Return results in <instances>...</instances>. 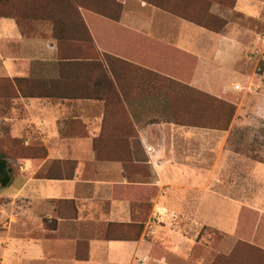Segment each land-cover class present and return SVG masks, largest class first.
Returning <instances> with one entry per match:
<instances>
[{
  "label": "crops",
  "instance_id": "obj_1",
  "mask_svg": "<svg viewBox=\"0 0 264 264\" xmlns=\"http://www.w3.org/2000/svg\"><path fill=\"white\" fill-rule=\"evenodd\" d=\"M210 13L227 21L221 32L143 0H123L117 23L83 13L95 46L86 44L87 51L102 64L83 69L66 59L80 44L60 47L52 23L0 17V78L53 81L61 94H95L103 76L114 75L137 132L130 139L133 162L148 171L145 176L130 170L128 178L121 162L97 159L93 141L102 130L104 101L64 95L13 100L35 135L23 144L41 143L47 157L35 161L32 172L27 168L31 176L22 175L18 188L35 202L25 211L27 221L35 220V237L9 241L1 264H212L229 256L238 241L235 217L216 220L227 233L204 255L197 252L200 222L187 215H235L242 209L259 214L251 244L264 250V0H237L232 9L215 3ZM155 73L235 105L229 128L156 121L166 99L155 94L165 84ZM115 143L104 141L102 148L122 145ZM54 161L76 162L73 178H45ZM147 199L150 216L142 222ZM58 201H73L76 218H57Z\"/></svg>",
  "mask_w": 264,
  "mask_h": 264
},
{
  "label": "trees",
  "instance_id": "obj_2",
  "mask_svg": "<svg viewBox=\"0 0 264 264\" xmlns=\"http://www.w3.org/2000/svg\"><path fill=\"white\" fill-rule=\"evenodd\" d=\"M143 1L206 30L219 33L225 28L227 21L211 14V6L216 3L222 8L232 9L237 0ZM122 8L123 0H0V17L19 21L32 20L52 23L57 32L55 36L60 47L64 43H68V41L80 44V47L77 49L78 53L66 59L75 60L73 64L78 67L77 69H83L85 64L99 65L100 67L102 64L98 59V54L95 56L87 51L86 44H88L89 48L93 49H95V46L82 19V14L99 15L111 23H117L119 22ZM104 59L110 67V57L104 55ZM154 76H156L157 81H164L166 84L162 86L161 83H158L160 88L166 89V94L173 110L172 119L175 124L218 130H227L229 128L235 114V105L219 100L206 93L196 91L189 86L158 73H155ZM103 78L105 81H102L101 86L98 84V87H95V94L86 93L83 90L74 94H61L56 91L53 81L34 78L11 81L10 79L0 78V101H13L18 98H54L62 97L61 95L68 98H95L104 101L105 112L102 130L99 137L93 141V149L96 152L97 159L100 161L121 162L124 174L128 178L132 173H130V170L148 176L145 166L134 164L133 162L130 139L137 138V132L119 96L117 85L114 83L115 77L113 75L110 78L106 74ZM157 92L161 91H156V94ZM184 95H186L185 98L187 97L191 100L186 105L192 108L191 112H202L201 115H196V121H193L192 118L184 119L178 115L176 105L179 103V100L182 101L181 98ZM193 97L197 98L198 101L195 102ZM193 102L201 107H194ZM116 126L122 127L123 130H115ZM109 140L113 141L114 145L116 144L115 141H117V143H121L123 146L120 145L119 148H102V143ZM13 141L15 140L9 138L0 139V191L10 188L17 177V170L11 161H42L47 157V151L41 143H33L29 146L20 144L18 148L12 149L13 147H9L13 144ZM75 169L76 162L54 161L49 166L45 178L71 180ZM55 210L57 218L74 219L77 216V209L73 201H58ZM62 210H68L69 213L67 215L62 214ZM243 214L254 215V218L258 219L257 213L242 209L237 222L238 226L235 230V236L239 239L238 242L229 256H217L212 264H264V250L251 244L255 221L253 219L249 221L251 225L249 230L240 231L238 228L243 219ZM142 227V223L137 226L139 229L138 236L141 233Z\"/></svg>",
  "mask_w": 264,
  "mask_h": 264
},
{
  "label": "rangeland",
  "instance_id": "obj_3",
  "mask_svg": "<svg viewBox=\"0 0 264 264\" xmlns=\"http://www.w3.org/2000/svg\"><path fill=\"white\" fill-rule=\"evenodd\" d=\"M236 22L238 24L248 25V23H244L242 21L237 20ZM249 24L252 26V28H254L253 23H249ZM258 25L259 24L257 23L256 26ZM258 66L262 70L263 66L262 65H258ZM157 91H161V92H157V94L155 93L157 96L165 97L166 106L162 107L160 105V108L163 110L162 111L163 117H159L158 119H156V121H161V120L173 121L172 119L173 110L171 108L168 96L166 94V89L159 88L157 89ZM185 96L186 95H184L181 98L182 101L179 100V103L176 105L178 115L184 119L192 118L193 121H196L197 118L196 115L199 116L201 115L202 112H198V111L195 113L191 112L192 108L186 106L191 100L190 98L187 97L185 98ZM251 96L252 94H248L247 99H250ZM193 98L195 102L198 101L197 98L195 97ZM180 104L181 106H179ZM193 106L199 108L201 107L194 102H193ZM20 109L21 107L19 105V102L17 101H13V102L0 101V139L9 138L15 140L13 141V144H11L9 147V148L13 147L12 149L18 148V146L20 144H23V142L27 138H31V139L35 138L33 130L31 129V127H28L29 124H27V122L22 123V120L26 121L27 118L25 117V115H23ZM189 115L191 116L189 117ZM7 117H10L12 119V122L6 121L5 119ZM21 123L23 127H21ZM11 163H13L14 168L17 170V177L8 190L4 192H0V257H4V251L9 241L16 238L17 239L23 238L26 236H30L34 238L36 232L35 220L33 219L32 221H27L25 218L26 216L25 211L26 210L29 211V209L33 210L36 206L35 202L33 200L31 201L29 198H27L24 195L21 196L18 193L19 190L18 188L20 187L21 183L25 181L24 180L25 175H27V178L31 176V173L26 172L27 168L32 172L33 170L36 169L37 164L35 163V161H27V160H16V161H11ZM22 175L24 179L21 178ZM204 201L208 202L209 204L211 203L210 199H204ZM141 205L143 206L144 208L143 210L145 212L141 214L140 218L142 222L143 221L145 222L150 216L149 213H150L151 205H149L148 199L146 202H143ZM239 215L240 213L235 215H222V214L218 215V214L207 213L206 211L199 213L197 215L195 214L187 215L191 218H196L200 222V226H199L200 234L197 238V242L200 244L197 246V252L204 255L211 254V248L213 247V243L223 238L227 233L226 229H222V228L219 229V226L215 224L217 219H219L220 223L222 221L226 223L229 217H235L233 230L234 229L236 230L238 226L237 222ZM251 219L255 221L253 228L255 230V228L258 226L259 223V214H258V219L254 218V215L243 214V219L238 227L240 231H246L251 228V225L249 223Z\"/></svg>",
  "mask_w": 264,
  "mask_h": 264
}]
</instances>
